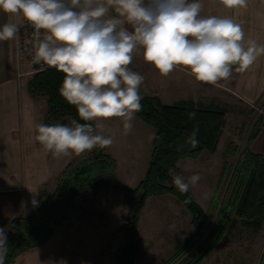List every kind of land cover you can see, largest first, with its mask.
<instances>
[{"label": "clouds", "instance_id": "1", "mask_svg": "<svg viewBox=\"0 0 264 264\" xmlns=\"http://www.w3.org/2000/svg\"><path fill=\"white\" fill-rule=\"evenodd\" d=\"M210 2L230 10L248 6V0ZM202 7L200 0H0V12L22 17L35 29L36 42L28 50L33 63L62 72L60 95L76 107L80 120L97 121L95 128L77 119L36 124L35 140L43 150L60 157L110 147L111 137L94 134L103 130L102 120L121 118L124 134L132 130L134 115L142 108L139 89L144 81L129 68L138 47L160 75L182 67L197 82L212 85L229 79L233 68L246 71L264 55V44L245 39L241 24L227 16H202ZM110 10L116 15L109 17ZM125 21L132 31L122 26ZM18 32L17 23H5L0 41L12 40ZM187 115L193 120L197 113ZM198 132L194 127L188 137L192 148L199 143ZM200 179L199 174L187 181L176 175L172 183L187 193ZM32 204L39 201L33 198ZM7 231L8 226L0 228V264L9 250Z\"/></svg>", "mask_w": 264, "mask_h": 264}, {"label": "crops", "instance_id": "2", "mask_svg": "<svg viewBox=\"0 0 264 264\" xmlns=\"http://www.w3.org/2000/svg\"><path fill=\"white\" fill-rule=\"evenodd\" d=\"M200 2L203 5L202 16L231 17L242 25L245 39H255L258 44H264V0H248L247 8L239 10L226 9L219 3H211L210 0H200ZM115 15L116 13L113 10L108 13L109 17ZM10 22L17 23L20 26L25 20L22 17L10 16L0 12V28L5 23ZM122 26L132 31L131 25H128L126 21ZM16 38L17 36L12 40L0 41V228L8 226V231L15 219L33 218L35 216L38 208L32 204L33 198L39 200L41 195L45 193L53 194L58 185V178L78 156L73 153L68 156L55 157L51 152H45L39 142L35 140L37 135L35 125L45 124L48 115V101H45L46 99L44 98H32L28 90V77H18V74L24 73L23 71L26 72L28 67H19L17 64L15 55ZM146 63L143 58V49L138 47L133 53V60L129 68L144 77L139 92H141L142 96L158 97L165 104L163 98L156 93L154 88L148 85V82H145L147 75L145 69L151 66L150 63H147V65ZM172 72L177 75L178 95L181 98L173 105L182 101H191L198 106L224 109L222 104L231 102L240 106L243 105L244 108L242 110H237V113H242L248 112L247 108H253L255 105L259 106L264 101V55H261L246 71L237 72L233 70L229 79L221 80L216 85L197 82L182 67H177ZM165 87L167 88V86ZM166 98L169 97L166 96ZM29 107H36L40 113L41 117L35 123H32L33 113H28ZM70 120H68L67 124ZM110 120L112 118L98 122L108 124ZM93 122L94 125L97 123V121ZM116 124L109 123L110 130L114 129L113 134L107 132L106 126L103 127L102 131L96 129L95 134H102L113 139V144L108 147L107 153L117 162L116 181L117 183L119 182L118 184L121 187L135 189L144 180L148 171L156 133L152 132V127L146 125L143 121H136L135 119L132 121V130L127 135L124 134L123 123L118 127V124ZM115 127L119 128V130L116 131ZM226 128L227 124L220 141L227 130ZM149 137H152V139H149ZM250 150L255 154L264 156V128L255 143L251 145ZM186 162H190L187 163L188 168L195 169L203 164L201 158L197 161L186 160ZM221 164V172H223V161ZM126 175L128 176L127 179L123 177ZM135 175L137 177H134ZM219 180L220 176L218 173L217 183ZM198 182L201 183V180ZM189 189L194 200L204 208L203 201L199 200V197L194 194L191 188ZM215 192L216 189H213L210 199L214 197ZM99 193L103 195L101 197H98L99 195L89 197L86 193H83L76 197L65 225L56 229L46 245L24 254L18 259L16 264H73L70 237H65L62 229L69 225L71 221H75L74 215L77 211L83 210V203H91L92 207H95V200L105 197L108 201L107 204L118 205L120 212L122 210L121 205H124V209H126L121 192L104 190ZM170 198L172 197H163L161 199L164 201L160 200L163 203L173 204L177 208L176 200ZM124 209L122 210L123 212H125ZM98 214L99 210L98 213L92 212V225L95 222V218H97L96 225L98 224ZM180 219H182V222L179 221ZM156 221H158V224L153 223V226L157 231L150 233L151 239L155 236H161L165 229H167L169 234L177 235L179 238L177 240L174 238H163L156 242L157 246L154 245L152 250L155 248L157 251L163 252L177 251L179 246L191 237L190 235L195 234V228L191 225L192 215L188 211L183 213L177 209L176 212L159 214ZM124 222L125 216L121 225ZM77 225L78 223H70L72 227ZM236 227L239 228L236 230ZM263 229L264 226L258 232H254L250 229H245L242 222L238 221L232 232L224 238L213 254L202 264H264ZM247 233L260 236L258 243V238L255 237L252 252H248L249 248L246 245L252 243L253 240L250 239L248 242L243 237ZM71 236L80 245L79 249L84 246L79 254L76 251L74 252L82 260L75 264H103L101 258L104 252H102V240L98 232L94 231L91 235H83L82 237L74 234ZM138 239L141 250V255L138 259H140L142 253L145 252V247H143L142 239L140 237ZM56 242H60L63 245L66 242L67 249H69L68 252L59 253L58 263L55 261L56 255L53 254V257H49L51 255L48 253ZM123 243L124 245L126 244V242ZM88 244L91 247L94 246V251H91L90 255L87 253ZM118 250L115 251L117 256L119 255ZM92 254H94V257H91ZM89 258L99 259L100 261H97L99 262L97 263ZM118 260L117 263L120 264Z\"/></svg>", "mask_w": 264, "mask_h": 264}, {"label": "trees", "instance_id": "3", "mask_svg": "<svg viewBox=\"0 0 264 264\" xmlns=\"http://www.w3.org/2000/svg\"><path fill=\"white\" fill-rule=\"evenodd\" d=\"M63 78L64 74L55 69L39 73L29 80L28 90L31 97L48 101L45 125L67 124L69 119H77L79 123H91L95 128L93 121L80 120L76 107L68 104L60 95ZM139 93L142 97V108L134 117L156 132L152 157L144 180L135 189L119 186L116 181L117 162L107 153L108 147H96L78 155L58 178L54 193L41 195L35 216L15 219L11 223L7 232L9 250L5 264H16L24 254L46 245L56 229L66 223L71 205L80 194L99 193L104 190L122 192L125 204L129 206L128 218L123 226L127 243L118 250L120 264H136L141 255L139 223L141 213L151 198H176L191 213V225L196 231L165 264H177L200 242L209 228L208 214L194 200L190 189L187 193H181L175 187L172 183V173L178 169L177 165L181 161L197 160L204 153L216 154L227 124V112L219 107L198 106L191 101L168 106L158 97L142 96L141 92ZM191 111L197 113L193 120L187 115ZM263 126L264 120L260 118L237 163L218 222L208 238L182 264H202L232 232L237 221L242 222L245 229L254 232L264 226V156L250 150ZM194 127L199 128V143L192 148L187 141ZM237 155L238 149L231 143L224 158L225 173L233 170L235 165H231L230 161Z\"/></svg>", "mask_w": 264, "mask_h": 264}, {"label": "rangeland", "instance_id": "4", "mask_svg": "<svg viewBox=\"0 0 264 264\" xmlns=\"http://www.w3.org/2000/svg\"><path fill=\"white\" fill-rule=\"evenodd\" d=\"M146 65H147V63H146ZM23 70H25V69H23ZM148 71H149V73H148ZM23 72L25 73V71H23ZM145 73H147L145 82H148L147 84L150 85L152 88H154L156 93L163 98L166 105L171 106L181 99L180 95H178V88H177V83H176L177 82L176 81L177 75L175 73L172 72L173 74L170 73L168 76H162L159 74V72L154 68V66L152 64L150 67H148V68L146 67ZM31 78L32 77H28L27 81L31 80ZM164 81H165V83H164ZM165 86H167V88ZM166 96L169 98H166ZM222 105H223L222 107L224 108V110L228 113L226 116L228 122H227V128H226L227 130H226V132H225V134L221 140L222 142H221V145L217 151V154L211 155L209 153L208 154L204 153L200 157L203 164L202 165L199 164L200 166L197 167L196 169L187 167V163H190V162H186V160H193V159H186L185 161H181L177 165L178 169L176 171H174V173H172V177L176 176V175H180V176H183L186 181L189 177H191L194 174L200 175L201 183L198 182L197 184L190 186V188L192 189L194 194L197 197H199V200L203 201L204 208L203 207L202 208L208 214L207 218H208V224H209V228L207 231H205L200 242H198L189 251V253L187 255H185L184 258H182L180 260V262H178L177 264H182L185 261V259H187L193 252H195L198 249L200 244L208 238V235L210 234V232L212 231V229L214 228V226L218 222L220 210H221V207L223 204L222 198H223L225 191L227 189L226 187L228 185V182L230 181V179L232 177L231 175L233 173V170L235 167L237 168V166H238L237 163L239 162V159L241 158V155L244 152L243 150L249 141L248 138L250 137V135L253 133V131L255 129V125L257 124V122L259 121L260 118L264 120V101H262L259 106L255 105V106H253V108H251V107L247 108L246 107L247 108L246 110H248V112H242V113H237V110L238 111L242 110L244 108L243 105L240 106L239 104L231 103V102L228 104H222ZM36 109H37L36 107H29L28 108V110H29L28 113L29 112L33 113V122L32 123H35V121L39 120L41 117L38 109L37 110ZM134 119L136 121H142V120H139L137 117L136 118L134 117ZM109 123L110 124L117 123L118 125L117 124L116 125L118 127L119 125H121L123 123V121L121 118H112V120H110ZM109 123L103 124V125H104V127L105 126L107 127L108 133L113 134L114 129L112 131L110 130ZM117 127H115L116 131L119 130V128L117 129ZM151 130H152V132L156 133L153 128ZM231 143H233L238 149L237 157L232 158L230 161V164L231 165L234 164L235 166L231 172L225 173V169H223V172H221V165H222L221 162L223 161V164L225 166V161H224L225 154L227 153L228 146L231 145ZM199 159H197V160H199ZM197 160H194V161H197ZM191 163H192V161H191ZM217 172L219 173V176H220V180L218 183H217V174H218ZM137 175H135L134 177H137ZM123 177L125 179H127L128 176L126 175ZM231 183H232V181H231ZM231 183H230V185H231ZM213 189H216V192L214 194V197L210 199V194L213 191ZM229 189H228V191H229ZM86 194L89 197H92L95 195H99L98 197H101V195H103L100 193L96 194L94 192L86 193ZM227 194H228V192H227ZM227 194H226V196H227ZM121 196L124 197L123 193L121 194ZM226 196L224 197V199L226 198ZM163 197H171V196H163ZM173 198L174 197H172L170 199H173ZM160 199L161 198H151L150 200H148L146 207L144 208V210L141 213L138 237H140V239H142L143 247H145V252L142 253V256L140 259L136 260V264H165L166 261L168 259H170L171 257H173L177 252V251H165V252L157 251L155 248H153V250H152V247L154 245L157 246L156 242H158L159 240H162L163 238H174L177 240L179 238L177 235L174 236V235L169 234V232H167V229L164 230V232L161 234V236H155V237H153V239H151L149 235H151L150 233H152L153 231L154 232L157 231V229L153 226V223L158 224V221H156V219H158L159 214L176 212L177 209L179 211H182L183 213L185 211H188V210L176 198H174V200H176V202L178 204L177 208L173 204L163 203L164 200L161 199V200H163V201H161ZM95 201H96L95 207H92L91 203L87 204V202H86V203H83V205H82L83 210L77 211L75 213V215H74L75 221L74 222L71 221L70 223L71 224L78 223V225L76 227L70 226V223H69V225H66L64 227V229H62L63 235L65 237H70L69 239L71 242L70 248H72L71 253H72L73 264L79 263V261H82V260H80L78 255L77 256L75 255L74 252L76 251V253L79 254V252H82L84 246L82 245L83 248L79 249L80 245L72 239L71 235L74 234L75 236H81L82 237L83 235H85V236L91 235L94 231L98 232L101 236L102 252H104L103 257L101 258L103 264H118L117 259H118L119 255L117 256V253H115V251L124 246L123 242L127 243L126 233H125L124 228H122V227L124 226V224L127 221L129 206H127V204H125V200H124L123 204H125L126 209H124V205H121V209L122 210L124 209L125 212H123L122 210L120 212L118 205L107 204L108 201H107V198H105V197L101 198V199L98 198ZM98 210H99V214H98V217H99L98 218V224L99 225L98 224L96 225L97 218H95V222L92 225V220H91L92 212L98 213ZM124 216H125V222L123 225H121L122 219ZM76 220H78V221H76ZM142 220H143V223H142ZM179 221L182 222V219H180ZM237 223H238V221H237ZM238 228L239 227H236V230ZM190 236L191 237H189L186 242L181 244V246L186 244L188 242V240H190L193 237L192 235H190ZM243 237L246 240H248V242L250 239L253 240L252 243H248L246 245V246H248L247 248H249L248 252H252L251 250H252L253 245L255 243V241H254L255 237L258 238V240H257V243H258L260 236L258 237V235L254 236L250 233H247ZM262 238H263L262 240H263V245H264V229L262 231ZM59 243L60 242H56V244H54V246H52L48 252L51 255L49 257H53L54 256L53 254L56 255L55 261L57 263L59 262V258H60L59 253H62L63 251L68 252V250H69V249H67L66 242L64 245L62 243H60V244ZM170 245L172 248H174V246H172V244H170ZM87 246H88V249H87L88 252L87 253H88V255H90V252L94 251V249H93L94 246L91 247L89 244ZM181 246H179V247H181ZM218 246H217V248H218ZM255 251H256V248H255ZM91 257H94V254H92ZM89 259L91 260L92 258H89ZM92 260L93 261L95 260V262L100 261L99 259H95V258H93ZM97 263H99V262H97Z\"/></svg>", "mask_w": 264, "mask_h": 264}, {"label": "built area", "instance_id": "5", "mask_svg": "<svg viewBox=\"0 0 264 264\" xmlns=\"http://www.w3.org/2000/svg\"><path fill=\"white\" fill-rule=\"evenodd\" d=\"M34 33L35 29L27 21L19 26V32L15 42V55L18 66L28 67V71L25 73H19L18 77H33L39 73L49 72L56 69L54 67H48L47 65L33 63L28 50H31L33 48V44L36 42ZM42 36L43 33L41 34V38Z\"/></svg>", "mask_w": 264, "mask_h": 264}, {"label": "water", "instance_id": "6", "mask_svg": "<svg viewBox=\"0 0 264 264\" xmlns=\"http://www.w3.org/2000/svg\"><path fill=\"white\" fill-rule=\"evenodd\" d=\"M240 158V157H239ZM235 170H236V167L234 168V170H233V173H232V177H231V179H230V181L228 182V185H227V189H226V191H225V194H224V196H223V198H222V203H223V199H224V197L226 196V194H227V192H228V189H229V186H230V183H231V181H232V179H233V174H234V172H235Z\"/></svg>", "mask_w": 264, "mask_h": 264}]
</instances>
